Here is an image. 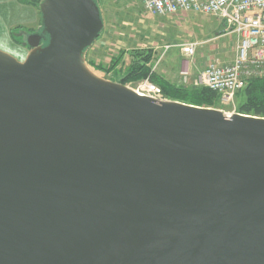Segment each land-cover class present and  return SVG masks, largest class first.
<instances>
[{
	"label": "water",
	"instance_id": "water-1",
	"mask_svg": "<svg viewBox=\"0 0 264 264\" xmlns=\"http://www.w3.org/2000/svg\"><path fill=\"white\" fill-rule=\"evenodd\" d=\"M39 9L0 49V264H264V117L103 78L98 1Z\"/></svg>",
	"mask_w": 264,
	"mask_h": 264
},
{
	"label": "rangeland",
	"instance_id": "rangeland-1",
	"mask_svg": "<svg viewBox=\"0 0 264 264\" xmlns=\"http://www.w3.org/2000/svg\"><path fill=\"white\" fill-rule=\"evenodd\" d=\"M97 1L102 11L104 29L87 51L86 61L89 67L103 78L118 80L129 71L133 60L142 59L150 52L152 72L179 84L182 80L180 66L183 57L187 64L192 62V74L202 70L208 61L217 55L220 60L230 61L232 40L229 37L217 39L220 32L218 27L222 22L215 17L196 12L156 16L147 12L139 0ZM188 42L203 43L192 59L183 56L178 46ZM167 44L173 46L164 51ZM5 49L12 51L5 50L13 56L17 55L11 47ZM15 57L19 60L23 58ZM147 78L124 81V84L137 89ZM151 81L157 84L152 79ZM238 106L237 98L235 106H225L221 103L218 105L219 109L230 114L238 112Z\"/></svg>",
	"mask_w": 264,
	"mask_h": 264
},
{
	"label": "built area",
	"instance_id": "built-area-1",
	"mask_svg": "<svg viewBox=\"0 0 264 264\" xmlns=\"http://www.w3.org/2000/svg\"><path fill=\"white\" fill-rule=\"evenodd\" d=\"M139 1L147 12L156 16L196 12L215 17L222 22L218 37L232 40V61L223 63L211 59L195 75L189 68L184 69L181 71V84L209 87L219 93L222 105L235 106L237 93L250 80L264 79V0ZM202 44L188 42L178 46L183 56L192 59ZM172 46L167 44L164 51ZM135 90L142 95L166 99L161 87L150 78L141 82Z\"/></svg>",
	"mask_w": 264,
	"mask_h": 264
},
{
	"label": "trees",
	"instance_id": "trees-1",
	"mask_svg": "<svg viewBox=\"0 0 264 264\" xmlns=\"http://www.w3.org/2000/svg\"><path fill=\"white\" fill-rule=\"evenodd\" d=\"M39 7L42 0H25ZM150 52L142 59L133 60L129 66V71L125 74L124 81L143 79L150 77L161 87L165 97L187 104L202 107L219 108V93L206 86L183 85L170 82L162 75L152 72ZM236 98L239 100L238 112L248 115L264 117V79L250 80L246 86L240 90Z\"/></svg>",
	"mask_w": 264,
	"mask_h": 264
},
{
	"label": "crops",
	"instance_id": "crops-1",
	"mask_svg": "<svg viewBox=\"0 0 264 264\" xmlns=\"http://www.w3.org/2000/svg\"><path fill=\"white\" fill-rule=\"evenodd\" d=\"M41 22L42 16L38 6L25 0H0V49L12 52L5 49L11 47L17 52L15 56H22L23 58L20 60H24L29 52L28 46L24 45L26 33L38 30ZM218 28V31L221 32L222 25ZM217 39H220L218 35ZM231 54L230 61L233 59V49ZM218 57L217 55V57L211 59H218L224 63L230 62L220 60ZM188 68L192 71V62L187 64V60L183 57L180 69L182 71Z\"/></svg>",
	"mask_w": 264,
	"mask_h": 264
}]
</instances>
